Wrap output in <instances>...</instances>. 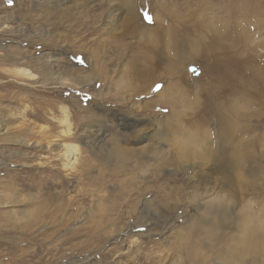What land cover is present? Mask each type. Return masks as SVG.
<instances>
[{
  "label": "rangeland",
  "instance_id": "1",
  "mask_svg": "<svg viewBox=\"0 0 264 264\" xmlns=\"http://www.w3.org/2000/svg\"><path fill=\"white\" fill-rule=\"evenodd\" d=\"M164 1L135 0L132 7L137 12L135 8L130 12L127 0H0V264H190L186 224L202 213L200 204L217 198L228 201L230 224L212 240L195 239L193 264H250L249 256L241 257L238 251L243 222L264 246V223L258 224L264 221V70L259 69L257 76L253 64L255 58L264 64V0H201L200 4L192 0L189 11L183 5L187 0H169L174 9L181 4L185 22L198 19L202 30L206 29L202 18L218 23V18L237 16L247 37L238 44L237 57L201 56L168 78L156 80L164 73L165 61L159 60L149 77L145 68L133 64L132 69L131 63L141 61L138 52L156 53L146 50L138 32L146 25L157 27L154 17L164 9ZM168 17H161L159 24L169 26ZM189 30L192 49L199 51L201 35L211 34ZM122 44H128L125 54ZM51 57L57 62H48ZM50 63L51 69L65 76L58 85L43 81ZM81 75L88 81L75 83ZM225 75L228 81H222ZM154 81L159 84L151 90ZM165 85L186 91L190 105L174 111L167 105L147 110L144 105L149 101L158 104L155 95ZM236 86L241 95L242 150L254 155L243 161L240 182L231 173L227 179L222 172L214 175L218 166L209 159H193L190 167L183 163L174 175L160 171L157 164L113 175L114 165L95 163L78 137L73 142L80 147V160L86 158L91 168L80 160L71 166L64 154L63 142L70 141L64 133L67 119L73 137L85 124H100L105 130L125 133L121 144L128 149L145 142L139 141L143 135L138 133H153L165 125L178 126L177 135L185 133L184 128L194 129L210 146L219 140L220 109L215 114L219 101L230 100ZM207 89L219 92L218 99L208 97ZM224 107L228 110V103ZM121 117L132 125L146 122L153 127L140 124L129 130V122ZM165 137L176 138L172 132ZM155 144L177 155L173 141L169 147L161 139ZM160 193L168 196L165 201ZM163 203L174 209L165 210ZM148 215L144 227L130 231L137 219ZM162 215L174 219V226L163 234L150 225L160 222ZM203 258L205 263L200 261Z\"/></svg>",
  "mask_w": 264,
  "mask_h": 264
},
{
  "label": "bare ground",
  "instance_id": "2",
  "mask_svg": "<svg viewBox=\"0 0 264 264\" xmlns=\"http://www.w3.org/2000/svg\"><path fill=\"white\" fill-rule=\"evenodd\" d=\"M195 1L198 2L199 4L200 2L201 3L203 2L201 0H195ZM127 2H128L127 5L129 6L128 9H130V12L133 11V8L135 7H132V6H134L135 0H127ZM161 3L165 4L163 6L164 9L160 12L158 11L159 13H156L154 17V25L157 24V27L150 28L146 25L143 27V29H141L138 32L139 35H141L140 37L143 39L145 43V45L144 44L143 45L146 47V50L149 53H155V52L156 53L150 56L145 51H142L140 53L138 52V55H140L141 61H133V63L129 62V64L130 63L132 64V69H133V64H137V66L139 65L140 67L145 68L144 69L145 73L147 77H149L150 75H154L153 70L156 67L159 60L165 61L164 73L162 75H158V77L156 75L155 77L156 80L157 79L161 80L164 78H168L169 74H175L174 73L175 70L179 69L180 67H182V65H185L188 62L194 61L195 59L199 60V58H202V57L207 59L209 58V56L211 57V55L222 56V55H226V53L233 54V56L237 57L235 53H236L237 47H239L238 44H241L242 40L244 39V36H246L245 32H243V27H242L243 23L240 22L239 17L236 16L235 19L218 18V23H211L209 19L202 18L201 20L203 22L202 24H204V28H206L204 30L209 31L211 34V36L210 35L207 36L203 34L204 30H202L199 24L196 23L198 19L193 20L189 18V21H188L189 23L184 21L182 16L185 14V12H183L184 10L182 9L181 4H180V7L176 6V9H174L171 7V3L169 2V0L168 1L166 0ZM191 4H192V0H187L186 2H184L183 5L185 6L186 11H189ZM127 5L126 7H128ZM135 11H136V8H135ZM167 11H169L170 13H168ZM168 15L171 18V24H169V26L166 25L165 23L159 24L161 20L160 18L163 16L168 17ZM193 28L197 30V31H194L195 33H197L198 29H200L203 34L201 35L199 39V43L196 46L200 48L199 51H194V49H192L193 48V39L191 38L192 32L189 29H193ZM127 47H128V44H122L124 54L126 53L125 49ZM172 52L175 53L174 57L170 56ZM124 54H122L120 57L123 58ZM155 55L158 56V58L156 57L157 59L155 58ZM181 57L183 58V60L181 59ZM48 60H49L48 62H54V61L57 62L56 57L48 58ZM255 60H256V63L253 62V64L254 66L258 68V71L256 72V75L258 76L260 73L259 69L264 70V64H262L258 58H255ZM51 64L52 63H50V65ZM52 67L54 68L53 65L49 67L50 72L44 77V79L43 78L42 79L43 81H57L54 84L58 85L60 84L61 82L60 80H62L64 75L63 73H60V71L58 72V71H55V69H51ZM24 72L27 73V75L31 74L30 72L29 74L28 71H24ZM131 74H134V73H131L130 71V75ZM31 75L34 77L33 79L35 81L41 82L40 79L36 80V78L38 77H36L33 74ZM84 76L83 75L77 76L74 82L77 83L80 81H88L87 80L88 78ZM227 78L228 77L226 75L223 76L222 81L224 80L228 81ZM256 80H258V77H256ZM42 84L44 83L42 82ZM157 84H159L158 81H154L151 90H153L154 89L153 87H155V85ZM144 87L145 86L142 87L141 91L144 90L143 89ZM149 93L150 92L148 93L146 92V94H149ZM142 94L143 93H140L138 96L140 97ZM146 94L144 93V95ZM186 94H187L186 91L177 87V85H174V86L165 85L162 87L159 93L155 95L158 104L149 101L148 102L149 105H144V107L147 110H151V108H154V107L158 108L160 106L167 105L168 107H170L171 111H174L176 107H184L185 104L190 105L191 102L190 100H187L188 97L186 96ZM205 94H207L208 97L216 96L217 99L219 97V92L212 93L210 89H207ZM240 98H241L240 89H239V86H236L232 89L230 93V96H229L230 100H228L226 103H224V100L219 101L220 107L222 108V110L219 107L218 109H216L215 114H217V111L220 109V113L218 114V117H219V123L221 124V130L218 136L219 140L215 144H210V146H209V143L206 145L207 142L205 141L204 137L200 136L201 134L198 135L196 131L193 132L194 129L188 130V128L187 129L184 128L185 133H180L179 135H177V133L180 131L178 126L165 125L167 127L164 126L162 130L161 128H157L154 130L153 133H148V134L138 133L139 136L143 135V138L142 137L139 138V141L141 140L145 142L140 143L142 144V146L139 148L128 149L122 146L121 144L124 141V139H126L124 137L126 136L125 133L119 132V130L118 131H115L112 129L105 130L107 128L106 127L104 128V126L100 124L99 125L92 124V123L89 125L85 124L86 126L85 129L76 133V135L78 134V136L73 137L71 123L67 119L66 120L67 126L64 130V133H65V136L68 138V140L72 142L70 141L66 143L63 142L64 144L62 145V147L65 149L64 154L68 156L71 166L80 160V157H79L80 147L78 144L73 142L76 140L75 138L78 137L80 138L82 143H84L85 146L88 148L89 153L94 155L95 163L104 161L105 165L107 166L114 165V169L113 170L112 168L110 169V172L113 173V175H118L119 173H121V171H123V169H129V168H131L134 172L137 166L139 165L141 167L146 166V168L148 169L150 168V164H157L158 165L157 168H159L160 171L163 169H167V170H170L174 175L177 173V170L181 168V165L183 163H187V165H189L190 167V164H192L191 161H193V159H201V160L209 159V161H212L213 165L217 164L218 166V168H215V172H213L214 175L222 172V173H225L224 179H227L229 174L231 173L232 177H234V181L240 182V171L242 169L243 161L246 160V158L251 157L250 160L254 158V155H250V154L245 155L242 150L243 144H242V140L239 137L240 130H239V125H238V119H239L238 113L240 110L238 108V104L240 102ZM227 103H228V110L227 108L225 109L224 107ZM172 115H174V113H172ZM116 118L118 117L116 116L115 119ZM122 118L123 117H121L122 121L125 120L126 122H129L127 123L129 127L131 126L130 128L128 127L129 130L134 129L136 125H140V124L142 125V127H149V128L153 127L151 123L145 125L146 122L144 123L139 122V123H136V125H132V123H130V120H128L127 117H124L123 119ZM107 120L109 122H113L109 119ZM113 124L114 123H112V125ZM159 125H161V123ZM124 130H126V128H124ZM147 130L148 129H146V131ZM171 132L175 134L176 138L168 139L167 137H165L168 133H171ZM159 139H161L162 143L167 147L171 146L170 142L173 141L175 146L178 147L177 155L176 154L170 155L171 153L169 150L161 151L155 144V141L159 143ZM199 145L202 146L203 148L199 149L198 147ZM143 158L146 159V162L144 160H139ZM85 160L86 158H83V159L81 158L80 164L84 166L86 163V167H89L90 166L89 162ZM128 165L129 167H127ZM184 166L186 168V165ZM185 168L183 167V169ZM138 171L142 172V170H138ZM105 174L106 173L100 172L101 177L102 176L104 177ZM160 197L162 198V201L163 200L165 201L168 196L164 195L163 193H160ZM217 199L212 202H207V203L205 202V203L200 204L199 207L202 209V213L198 214L196 218L189 219L188 223L186 224L185 230L188 232V235L190 236V238L186 240L187 248L185 249V252L188 258V262L190 264H193L196 262L195 251L193 249L194 248L193 244H194L195 239L212 240L216 238L217 232L219 230L224 231V228L228 224H230L228 201H225L223 198L221 199L217 198ZM163 206H164V209L168 211H171L174 209L173 207H169L170 204L168 205L165 204ZM148 218H149V215L146 216L145 218L137 219L136 220L137 225H132L130 227L131 228L130 231L136 232V230H139V228L144 227L147 224V222H149ZM245 220L246 218L244 219V221ZM173 221L174 219L172 217L170 218L167 215H162L160 216V222H150V225L158 227V231L160 229L161 233L163 234L164 232H166V230L169 229V226L172 227ZM249 222L253 224L252 222H255V219L254 220L249 219ZM263 223L264 221L261 220V222L258 224L263 225ZM248 224L245 225V222L242 223L243 230H242V235L240 238L241 247L240 249H238L239 255L241 257L245 255L249 256V258H247V261H249L250 264H260V262L263 261V258H264V246H259V244L256 242L255 239L259 237L256 235L254 230L248 227ZM239 260L242 261L241 258H239ZM200 261L202 263H205L206 258L200 259Z\"/></svg>",
  "mask_w": 264,
  "mask_h": 264
},
{
  "label": "water",
  "instance_id": "3",
  "mask_svg": "<svg viewBox=\"0 0 264 264\" xmlns=\"http://www.w3.org/2000/svg\"><path fill=\"white\" fill-rule=\"evenodd\" d=\"M191 70H193V68H191Z\"/></svg>",
  "mask_w": 264,
  "mask_h": 264
}]
</instances>
